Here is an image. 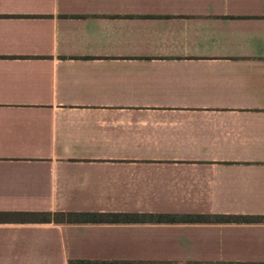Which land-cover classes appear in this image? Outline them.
<instances>
[{
    "label": "crops",
    "instance_id": "crops-1",
    "mask_svg": "<svg viewBox=\"0 0 264 264\" xmlns=\"http://www.w3.org/2000/svg\"><path fill=\"white\" fill-rule=\"evenodd\" d=\"M0 264H264V0H0Z\"/></svg>",
    "mask_w": 264,
    "mask_h": 264
},
{
    "label": "trees",
    "instance_id": "trees-1",
    "mask_svg": "<svg viewBox=\"0 0 264 264\" xmlns=\"http://www.w3.org/2000/svg\"><path fill=\"white\" fill-rule=\"evenodd\" d=\"M143 216L138 215H121V214H69L66 216L68 221H86V222H130L136 221L138 218ZM158 221H172L177 220L187 222H215V223H256L261 219L259 217L251 216H186V217H175V216H157Z\"/></svg>",
    "mask_w": 264,
    "mask_h": 264
}]
</instances>
